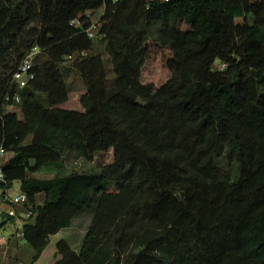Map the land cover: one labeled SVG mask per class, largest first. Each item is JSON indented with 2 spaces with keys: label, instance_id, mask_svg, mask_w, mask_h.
<instances>
[{
  "label": "trees",
  "instance_id": "trees-1",
  "mask_svg": "<svg viewBox=\"0 0 264 264\" xmlns=\"http://www.w3.org/2000/svg\"><path fill=\"white\" fill-rule=\"evenodd\" d=\"M150 40L170 52L162 80L144 75ZM66 60L82 110L59 107ZM0 147L2 194L19 180L35 215L22 227L30 264H264V0H0ZM107 151L96 171L62 173L65 157ZM45 168L56 174L29 176ZM83 212L79 250L50 249Z\"/></svg>",
  "mask_w": 264,
  "mask_h": 264
},
{
  "label": "rangeland",
  "instance_id": "rangeland-1",
  "mask_svg": "<svg viewBox=\"0 0 264 264\" xmlns=\"http://www.w3.org/2000/svg\"><path fill=\"white\" fill-rule=\"evenodd\" d=\"M100 13L101 9H98L91 13L90 18L92 23H94L98 19ZM149 45V52L144 63V75L146 79H152L154 81L162 80L165 78V73L162 65L166 58L169 56L170 52L167 48L159 47L152 40H150ZM93 48V52L98 53L103 60L104 69L108 78L107 84H110L114 74L112 72L111 60L107 53L104 51V42L94 40ZM44 58L45 55L40 54L36 59L39 61ZM70 63L71 60H66L61 64L65 82L68 87V98L65 102L61 103L59 107L72 110H82V107L79 104V96L85 92V85L79 73L70 66ZM216 66L217 62L214 63V67ZM6 110L8 112L17 113L19 115V108L15 105L6 106ZM6 157V154L0 157L1 164L4 162V159ZM112 157V151L96 153L91 161H86L83 158L74 159L72 157H65L62 162V173L68 174L72 172L96 171L100 163L110 162L112 160ZM55 174L56 169L45 168L35 173V176L39 178H50ZM15 187L16 184H14V189H12L11 192L16 191ZM90 218L91 215L88 212H83L76 216L72 220L71 225L68 228L62 229L57 234L50 237L48 247L50 249H53L56 241H58L59 239H64L73 250L78 251L90 222ZM11 228L15 229L14 226ZM47 255L48 253L46 252L41 258L42 262L47 259Z\"/></svg>",
  "mask_w": 264,
  "mask_h": 264
},
{
  "label": "crops",
  "instance_id": "crops-1",
  "mask_svg": "<svg viewBox=\"0 0 264 264\" xmlns=\"http://www.w3.org/2000/svg\"><path fill=\"white\" fill-rule=\"evenodd\" d=\"M6 155L7 157L2 164L7 161L11 154L6 153ZM35 173H30L29 176L37 177ZM14 184H16V191L11 192V190L14 189ZM20 191V181L14 180L11 187L3 194L15 196ZM1 195L2 190L0 189V197ZM35 200L37 204H41L44 201V194L42 192L38 193ZM1 208L5 210L8 206L6 204H1ZM2 218L3 219L0 221V223H3L0 228V264H30L34 250L22 237H16L14 232L17 229H22L23 225L26 223H34L35 215L30 213L25 207L18 205L16 206V216L3 215ZM13 226L15 229L11 228Z\"/></svg>",
  "mask_w": 264,
  "mask_h": 264
},
{
  "label": "built area",
  "instance_id": "built-area-1",
  "mask_svg": "<svg viewBox=\"0 0 264 264\" xmlns=\"http://www.w3.org/2000/svg\"><path fill=\"white\" fill-rule=\"evenodd\" d=\"M145 2H165L167 0H143ZM73 23H76L75 21ZM96 21L92 23L85 31L90 38L95 37L96 32ZM41 52V49L38 46H33L22 58L19 65L12 75L13 81L18 83L20 86L25 85L31 78H33V73L31 72V68L33 65V59L37 53ZM224 64H221V69L224 68ZM14 100L16 102L19 101V97L15 95ZM7 152L0 147V157L5 155ZM1 163H0V179H3V173L1 171ZM26 201V195L24 192L20 191L15 196H10L6 194H2L0 197V221L3 219V215L8 216H16V206L21 205L24 207V203ZM1 204H6L8 206L7 209L3 210L1 208ZM29 211V210H28ZM30 212V211H29ZM31 213V212H30ZM16 237H22V229H17L14 232Z\"/></svg>",
  "mask_w": 264,
  "mask_h": 264
}]
</instances>
